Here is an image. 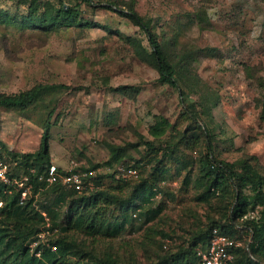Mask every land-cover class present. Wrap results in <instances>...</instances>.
<instances>
[{
	"label": "rangeland",
	"instance_id": "1",
	"mask_svg": "<svg viewBox=\"0 0 264 264\" xmlns=\"http://www.w3.org/2000/svg\"><path fill=\"white\" fill-rule=\"evenodd\" d=\"M29 1L0 0V93L38 84L46 89L27 110H2L0 153L15 175L41 167L35 153L50 122V163L94 170L97 187L70 211L69 188L40 182L26 217L35 230L18 235L6 224L0 264H21L18 242L39 256L61 237L77 244L68 264H86L93 255L158 264L166 255L191 252L196 235L210 220H224L239 194L232 188L228 197L200 199V160L209 144L219 160L250 158L264 174V0H78L80 18L97 27L51 31L23 24ZM110 1L125 12L133 8L151 25L169 52L180 90L160 82L153 59L138 55L150 50L146 34L106 8ZM58 6L59 0H37L39 15ZM158 117L168 126L155 137ZM110 146L122 151L119 162L111 161ZM27 154L31 159L21 163ZM151 187L155 195L148 198L143 192ZM121 201L128 203L122 207ZM74 216V230L67 231ZM79 217L104 229L91 235ZM237 235L249 249L251 235Z\"/></svg>",
	"mask_w": 264,
	"mask_h": 264
},
{
	"label": "trees",
	"instance_id": "2",
	"mask_svg": "<svg viewBox=\"0 0 264 264\" xmlns=\"http://www.w3.org/2000/svg\"><path fill=\"white\" fill-rule=\"evenodd\" d=\"M72 1V0H71ZM73 6L66 5L65 0H59V6L55 11L52 8L44 11L42 15H39V8L37 7V0L29 1V14L24 18L23 24L29 27L41 28L43 30H54L60 28H95L98 24H92L85 22L80 18V2ZM94 0H81L86 2L88 5H93ZM105 7L117 12L122 17L129 19L134 25L138 26L147 36L150 44V50L143 48L142 53L138 50V55L146 60L153 59V66L159 73V81L166 83L173 88L180 90V86L177 79V70L171 63L168 55L166 46L159 41L157 35L153 31L151 25L133 8L128 11H124L120 8V3L115 1L108 2ZM52 7V6H50ZM0 17H2L0 15ZM6 17V16H5ZM1 21H5L4 18ZM135 40H131V43ZM149 57V58H148ZM148 61V60H147ZM46 89V85L38 84L29 90L21 91L16 94H4L0 93V128H1V117L2 110L7 109H19L27 110L36 103L42 94L43 90ZM184 96V92H182ZM160 120L156 125L152 126L151 132L155 137H160L164 133V129L168 126V120L163 117H158ZM263 118H264V105H263ZM3 144L0 142V150H2ZM209 153L205 159H201L200 162L203 165V177L201 178L202 183L205 185V190L200 194L202 201H209L213 195L220 193L228 197L232 191H238L236 204L232 208L230 214L220 221L210 220L206 229L199 232L191 243V252H178L176 254L166 255L161 258L158 264H198L199 256L198 250L205 249L212 236L213 230L218 228L220 231L233 239L238 240V233L246 231L251 235V242L247 249L240 245L235 250V261L234 264H239L241 258L246 257L248 264H264V174L258 169L257 165L252 159H242L234 162L223 161L216 158L212 151V143L209 144ZM111 161L119 162L123 157L122 151L116 146H110ZM1 152V151H0ZM16 157V156H15ZM31 159V155L27 154L21 158V163H28ZM0 161L7 160L2 158L0 153ZM36 163L44 162L42 166L37 167L36 165H30L26 168V171L30 167H36L38 173L44 171V166H50V122H48L44 129V134L41 139L39 150L35 153ZM128 167V166H127ZM131 169V167H128ZM95 183L97 178H94ZM31 183L33 189L40 185V181L37 177H32ZM54 186L65 187L60 183ZM97 187V184H96ZM96 189V188H95ZM153 188H146L144 195L148 198H152L155 195ZM71 196L70 211H74L79 208V203L86 201L87 194H93L96 191L91 192H78L73 189H68ZM249 191V193H245ZM91 196L90 198H92ZM99 200L96 198L93 200L95 203ZM131 201V200H129ZM0 202L3 204L0 206V241L2 237L7 236L8 226L12 225L14 231L18 235L23 232L32 233L35 228H29L27 226L26 217L29 206L32 203V196L26 200L25 204L20 203V192L15 188L7 186L0 181ZM128 202L121 201L122 207ZM251 213H257L253 215ZM76 217L71 219V222L67 226V231L74 230L73 224H75ZM78 224L82 226L85 232L95 235L96 232H101L104 229V225H98L96 220H92L90 225L85 224L83 217L77 219ZM10 224V225H9ZM241 226H243L241 228ZM242 230V231H241ZM39 231V230H37ZM106 233L111 235L112 231L107 229ZM27 236H24V239ZM17 240L14 238L11 241ZM10 241V240H9ZM6 243V249L11 248V242ZM21 257V264H68L67 255L73 253L74 249L77 248V244L67 237H61L56 240L54 247L55 250L50 248H44L39 256L31 255L29 249L17 243ZM200 247V248H198ZM249 253L255 259L249 257ZM194 257V260L191 259ZM86 264H120L116 259H99L95 255L91 257Z\"/></svg>",
	"mask_w": 264,
	"mask_h": 264
},
{
	"label": "built area",
	"instance_id": "3",
	"mask_svg": "<svg viewBox=\"0 0 264 264\" xmlns=\"http://www.w3.org/2000/svg\"><path fill=\"white\" fill-rule=\"evenodd\" d=\"M130 171L132 172V170ZM95 175L94 170L76 168L75 166L62 170L55 164L48 166L44 174H39L35 167H30L23 174L15 175L8 162L0 161V181L20 192L21 204H25L32 194V177H37L40 182H46L48 185L60 183L78 192H91L96 188ZM2 204L0 202V206ZM240 245L237 239L229 237L216 228L213 230L207 247L198 250V264H234L235 250Z\"/></svg>",
	"mask_w": 264,
	"mask_h": 264
}]
</instances>
